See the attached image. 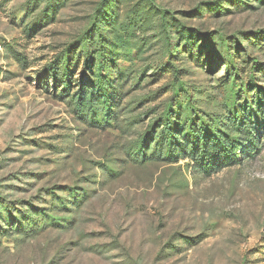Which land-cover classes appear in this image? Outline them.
<instances>
[{
	"label": "rangeland",
	"instance_id": "1",
	"mask_svg": "<svg viewBox=\"0 0 264 264\" xmlns=\"http://www.w3.org/2000/svg\"><path fill=\"white\" fill-rule=\"evenodd\" d=\"M0 264H264V0H0Z\"/></svg>",
	"mask_w": 264,
	"mask_h": 264
},
{
	"label": "trees",
	"instance_id": "2",
	"mask_svg": "<svg viewBox=\"0 0 264 264\" xmlns=\"http://www.w3.org/2000/svg\"><path fill=\"white\" fill-rule=\"evenodd\" d=\"M206 142L207 141H201L200 138H197L195 140V145L193 148L196 155L198 154L201 147L204 148L202 158H200L198 160V162L202 164L203 169H206L207 171H211L213 168L219 167L220 165H222L224 163L226 164V163L230 162L231 159H233V156H227V155L212 156V149L211 148H215V149L218 148L219 152L221 153V151L224 150V147L228 146L227 140H224V141L217 140L216 141L217 143H207V144H206ZM202 144H204V145H202ZM178 147H179V145L171 146L170 152L171 153L175 152ZM7 220L10 223H13V224L17 223V225H19L21 222V217H15L14 215L10 214V215H8Z\"/></svg>",
	"mask_w": 264,
	"mask_h": 264
}]
</instances>
